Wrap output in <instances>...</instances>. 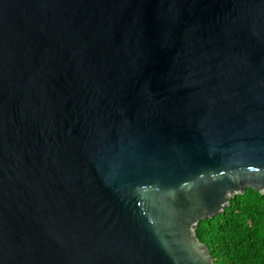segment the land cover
Returning a JSON list of instances; mask_svg holds the SVG:
<instances>
[{
    "label": "water",
    "instance_id": "95a60500",
    "mask_svg": "<svg viewBox=\"0 0 264 264\" xmlns=\"http://www.w3.org/2000/svg\"><path fill=\"white\" fill-rule=\"evenodd\" d=\"M247 189L264 0H0V264H216Z\"/></svg>",
    "mask_w": 264,
    "mask_h": 264
},
{
    "label": "trees",
    "instance_id": "16d2710c",
    "mask_svg": "<svg viewBox=\"0 0 264 264\" xmlns=\"http://www.w3.org/2000/svg\"><path fill=\"white\" fill-rule=\"evenodd\" d=\"M197 235L216 264H264V195L247 189L222 214L202 221Z\"/></svg>",
    "mask_w": 264,
    "mask_h": 264
}]
</instances>
